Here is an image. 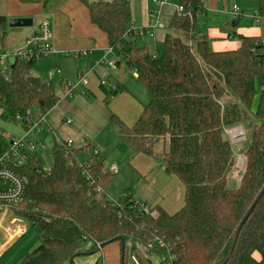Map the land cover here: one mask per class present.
Here are the masks:
<instances>
[{
	"label": "trees",
	"instance_id": "obj_1",
	"mask_svg": "<svg viewBox=\"0 0 264 264\" xmlns=\"http://www.w3.org/2000/svg\"><path fill=\"white\" fill-rule=\"evenodd\" d=\"M49 1L20 3L46 6ZM76 1L118 53L115 70L124 63L149 97L131 127L112 118L119 142L136 155L154 158L166 175L176 178L183 187V205L172 215L150 208L155 215L149 216L134 208L130 196L113 203L104 190L115 173L104 168L96 152L87 145L77 149L54 141L47 172L40 158L28 152L24 164H8L24 182L22 200L10 214L36 238L34 248L14 264H76L97 255L100 245L112 243L123 248L131 243L147 255L172 256L169 264H264V113L250 110L256 84L264 86V50L254 45L264 42V0H257L253 19L260 36H233L240 48L224 53L212 52L207 35L196 31L197 18L204 12L202 0H177L183 13L172 12L166 32L155 42L162 53L152 56L133 45V38L144 35L130 32L128 0ZM4 22L0 18V27ZM125 36L130 39L125 41ZM33 63L8 62V80L0 77L2 118L26 129L31 124L27 111L46 115L56 100L53 86L31 75ZM118 87L103 88L110 93L123 90ZM233 126H248V133L241 150L244 169L237 187L228 188L235 146L223 131ZM8 150L0 135V157ZM79 152L88 159L80 162ZM100 263L99 258L93 264Z\"/></svg>",
	"mask_w": 264,
	"mask_h": 264
},
{
	"label": "crops",
	"instance_id": "obj_2",
	"mask_svg": "<svg viewBox=\"0 0 264 264\" xmlns=\"http://www.w3.org/2000/svg\"><path fill=\"white\" fill-rule=\"evenodd\" d=\"M147 3L149 2L146 1L143 6L146 21L144 26L149 22L147 13L149 5ZM239 3L240 9H238L241 16L236 21L244 18V12L250 15H245L244 22L235 23L237 29L234 31L221 26L210 33L206 32L212 52L224 53L238 50L241 43L237 39H233V36L248 39L260 36V29L253 22L257 12V0H239ZM251 14L252 20L249 19ZM0 18L5 21L4 26L0 27V35H2L0 53L4 52L9 55L21 46L23 41L40 34L39 24L42 20L47 19L50 23L53 52L45 58L35 60L31 69L33 77L53 86L56 96L49 111L42 116L43 126L39 125L40 129H43L42 141L45 140V144L48 143L50 146L54 141H71V145L77 149L87 145L96 152L100 160L104 161L105 169L115 167V174L125 163L124 160L130 159L144 176L147 174L152 176L144 188L143 199L140 197L138 199L140 204L145 206L147 203L150 208H158L169 215L175 214L181 209L183 187L177 179L166 175L159 167L158 162L155 163L154 158L136 155L130 148L119 142L112 118L114 117L125 126L131 127L141 115L143 106L121 84L120 80L123 76L120 69L121 64L117 70H112L104 65V61L116 64L118 53L110 47L105 34L90 23L86 8L76 0H50L46 6L42 4L24 5L20 3V0H0ZM10 19H30L32 25L29 28L9 29L7 22ZM158 33L161 32L155 34ZM82 52L85 54L75 57V54ZM133 77L135 78L134 75ZM80 78L84 79L85 85L78 83ZM102 81H109V84L115 88L123 87V90L110 93L105 90L107 88L100 85ZM255 88L258 90L256 86ZM108 89L111 90V88ZM259 92L263 98V88H260ZM123 100L126 101L128 109L118 106V103ZM35 113L32 121L36 123L40 115ZM67 119L71 120V124L65 123ZM32 138L35 139L33 134ZM41 144L43 145V142ZM42 145L41 147L44 149ZM237 147L241 150L244 148V146ZM232 149L234 153L239 151V149L237 151L235 148ZM29 154L39 157L40 153L39 150H35ZM83 154L87 158H83ZM77 158L83 162L88 159V155L85 152H79ZM233 171L236 169L233 168L226 178L228 188L237 187L242 173L238 171L239 176L235 178L232 174ZM142 200L146 203L144 204ZM23 227L25 226L23 225ZM24 234L14 242H5L2 234L0 256L15 243L17 244ZM23 246L14 253L15 261L12 264L24 253H22ZM88 246V244L85 245V248ZM121 248L119 243L109 244L93 257L88 256L76 260V264H93L99 258L101 264H143L138 258L139 255L146 264H150L148 256L151 254L147 255L145 250L132 249L133 257L131 261L127 262L126 256L129 247L126 248L124 245L123 252L126 251V256H123ZM253 258L259 260L260 256L254 254Z\"/></svg>",
	"mask_w": 264,
	"mask_h": 264
},
{
	"label": "rangeland",
	"instance_id": "obj_3",
	"mask_svg": "<svg viewBox=\"0 0 264 264\" xmlns=\"http://www.w3.org/2000/svg\"><path fill=\"white\" fill-rule=\"evenodd\" d=\"M99 1H104V0H99ZM146 1L149 2L147 3L149 5L147 13L158 11L152 5L151 0H128L131 14H132L131 26L135 30H141L143 26L145 25L146 21H145V16L143 14V6ZM90 2H95V1H90ZM253 4L254 3L252 2V5ZM177 5H178L177 0H171L169 2V6L176 7ZM232 5H235L238 9L240 7L239 0H202V7L204 9V12L201 13L197 18V22H196L197 30L196 31H199L202 34H205L206 32L210 33L211 31L217 30L218 27H221V26L230 31H234L235 29H237V27H232V24L239 23L240 21L244 22L246 20L245 15H250V14H247V12H244L243 14L244 18L242 17L240 21L233 20L228 14V11L229 9H231ZM171 14H172L171 7L163 8L161 10L160 19L164 23L165 28L161 31H158V32H161V33H158L159 34L158 37H157L158 34H155L154 32H152L151 35L146 34L143 37L133 38L134 39L133 45L135 46V48L136 49H147L149 55L151 56L156 54V52L158 53V55H160L162 53V49L160 45H156L155 42L160 41L162 39L161 36L167 30L166 24ZM252 18L253 17L251 14L249 19L252 20ZM129 39L130 37L125 36V41H128ZM3 69L4 67L0 65V77L2 75ZM120 69H121V72L123 73V76L121 77V80H120L121 84L127 91H129V93H131L139 101L140 105L144 107L149 101V97H148L146 90L136 80V78H134L133 75L126 69L124 63H121ZM256 87L258 90H256V96L254 97V100L252 101L251 107H250V110L254 115H256L259 112V110L260 112L264 113V97L262 98V95L259 92L260 85L258 83ZM261 98H262V102L260 104L259 102ZM259 105L261 109L259 108ZM118 106H121L123 109H128V105L125 100L118 103ZM2 114H3V110L0 107V135L2 136L4 141H6L7 143H10L11 141H22L26 145L27 144L26 138H25L26 134L27 133L31 134L29 136L30 138L29 142L33 145L34 150H39L40 165L42 169L43 170L50 169L51 167V155L50 154H51L52 146L48 145V143L45 144V140L42 141L43 129L42 128L40 129V127L38 126L40 133L33 134L31 133L30 130L26 129V127H24L21 123L13 122L9 118L7 119L2 118ZM35 115L36 113L35 111H33L31 113V119H33ZM262 121H264V118H262ZM243 129L246 133H248V126H244ZM32 134L35 136V139L32 138ZM42 142H43V145L41 144ZM41 145L44 146V149L41 147ZM238 146L243 147V144L238 145ZM238 149L239 148L236 146L235 150L237 151ZM239 150L240 151H237L234 153V156L235 155L243 156L241 149ZM82 157L87 158L85 154H83ZM124 161L125 163H123V166L120 167V169L117 168L118 173L113 174L111 181L108 183L104 191L108 199L112 201L113 203H117L118 201L123 200L126 196H130L132 197V199L134 198L135 200L134 199L133 200L136 202L139 201L138 200L139 197L143 199L142 194H145L144 188L149 183L152 177L150 174H147L146 176H144L141 173V171H139L136 168L135 163H133L132 160L129 159V160H124ZM156 162L157 161L155 160V163ZM243 168L241 171H243ZM232 174H234L233 176L235 178L239 176V172L237 170L233 171ZM231 179H229V181ZM228 184L230 185V182H228ZM145 207L150 209L147 203L145 204ZM24 229H25V234L21 238V240H19L17 244L15 243V245H13L8 251H6L3 255L0 256V264H12L15 261L14 253L18 249H20L21 246L24 245L22 248L23 249L22 253H23L29 250V248L36 245L35 235L32 233V231H27L25 227ZM1 235L2 233L0 232V240H1ZM125 247L126 248L129 247V252L127 253V256L125 255L126 251L123 252V256L125 255L127 257V262H128V261H131L133 257L132 249L134 248L131 246V243L125 244ZM148 249L150 250L152 248L150 247ZM165 257H166V254H163V255L151 254L150 256H148V259H149L150 264H162V261ZM138 258H140L143 264H146V262H144L141 259L140 255L138 256Z\"/></svg>",
	"mask_w": 264,
	"mask_h": 264
},
{
	"label": "built area",
	"instance_id": "obj_4",
	"mask_svg": "<svg viewBox=\"0 0 264 264\" xmlns=\"http://www.w3.org/2000/svg\"><path fill=\"white\" fill-rule=\"evenodd\" d=\"M170 1L171 0H151L152 5L158 11L148 13L149 22L141 30H135L134 28H131L130 32L138 36H143L145 34L151 35L152 32L155 33L163 30L165 28V25L160 19L161 10L163 8L171 7L172 12H176L177 14L183 13V9L181 6H169ZM229 15L233 20H237L241 16L239 10L235 6L230 9ZM256 20H258L257 17ZM39 30L40 34L38 36H33L23 41L21 46L14 50L10 55L7 53H0V65L4 67L2 76L5 80H8L9 78V64L7 62L9 58H12L14 61L16 60L19 62H30L45 58L53 52L51 28L50 23L47 19L41 21V23L39 24ZM254 45H262V51L264 50V42L262 44L255 42ZM84 54L85 52H82L81 54L77 53L75 54V57H79L80 55ZM104 65L111 68L112 70H115V64L111 62L104 61ZM78 83H81L83 85L86 84L83 78H80ZM100 85L102 87L109 86V84H107V82L105 81H102ZM16 119L18 121L21 120L20 117H16ZM26 119L31 121V127L28 128V130H30L33 134H39L40 130L38 129V126L43 125L42 116H39L38 121L35 123L31 119L30 112L27 111ZM65 123L69 125L71 124V120L67 119L65 120ZM223 132L226 140L231 146L242 145L247 141V133L244 131L242 126L225 128ZM30 135L31 134L28 133L26 134V145L22 141H11L10 143H8V152L0 157V232L4 236L5 242H14L25 232L22 223L13 218L10 214L12 206L17 205L22 200L24 192V182L21 178L16 176L8 169V164L11 160H14V163H16L17 165H22L27 159L26 152L29 153L35 151L33 145L29 142ZM71 143V141H66V144L68 146H70ZM234 158V169L242 172L241 170L244 167V157L242 155H235ZM43 171L47 172L48 169ZM108 171L111 173H115V167L108 169ZM132 203L134 208L140 213L149 216L155 215V212H150L148 208H146L139 202L133 201ZM158 247L163 248V245L161 243H158ZM172 260V256L166 255V257L162 261V264H169Z\"/></svg>",
	"mask_w": 264,
	"mask_h": 264
},
{
	"label": "water",
	"instance_id": "obj_5",
	"mask_svg": "<svg viewBox=\"0 0 264 264\" xmlns=\"http://www.w3.org/2000/svg\"><path fill=\"white\" fill-rule=\"evenodd\" d=\"M32 22L30 19H10L7 22V26L9 29H20V28H29L31 27ZM236 24L233 23L232 27H235ZM9 64H13L14 60L12 58H9L8 60ZM262 195V194H261ZM261 195L256 199L255 203L251 206L250 210L248 211V214L245 216L244 220L242 221L241 225L244 224L250 213L252 212L253 208L255 207V204L258 202V200L261 198ZM106 244H102L99 246V250L103 249ZM121 252H123V247L121 248Z\"/></svg>",
	"mask_w": 264,
	"mask_h": 264
}]
</instances>
